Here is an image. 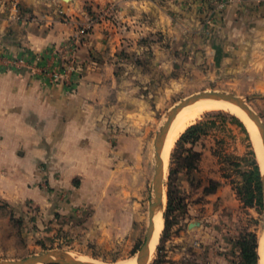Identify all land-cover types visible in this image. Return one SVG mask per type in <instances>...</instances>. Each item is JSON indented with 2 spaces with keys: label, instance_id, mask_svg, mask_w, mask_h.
<instances>
[{
  "label": "rangeland",
  "instance_id": "rangeland-1",
  "mask_svg": "<svg viewBox=\"0 0 264 264\" xmlns=\"http://www.w3.org/2000/svg\"><path fill=\"white\" fill-rule=\"evenodd\" d=\"M77 1L74 19L59 10L76 32L43 65L85 95L73 119L82 124L79 143L63 146L74 160L55 182L43 179L46 204L0 194V260L47 251L99 264L135 259L149 225L155 138L170 109L200 91H225L245 98L264 121L257 87L264 82L248 78L222 28L226 19L249 25L252 4ZM98 24L104 47L82 52ZM250 120L210 110L179 134L165 166L163 226L147 264H260L262 138Z\"/></svg>",
  "mask_w": 264,
  "mask_h": 264
},
{
  "label": "crops",
  "instance_id": "crops-1",
  "mask_svg": "<svg viewBox=\"0 0 264 264\" xmlns=\"http://www.w3.org/2000/svg\"><path fill=\"white\" fill-rule=\"evenodd\" d=\"M238 1L244 8L252 4L250 24L231 26L226 19L223 32L233 40L248 78L264 82V0ZM16 3L21 19L15 17ZM61 9L74 19L80 4L77 0H0V194L7 198L46 204L40 187L43 179L55 182L58 172L67 174L74 157L63 146L79 143L82 124L73 119L83 109L85 95L63 83H51L39 67L76 32L74 22L60 18ZM105 41L103 26L98 24L81 51L97 52ZM37 55L43 60H37ZM16 57H23L28 65L15 66ZM257 87L264 91V84Z\"/></svg>",
  "mask_w": 264,
  "mask_h": 264
},
{
  "label": "water",
  "instance_id": "water-1",
  "mask_svg": "<svg viewBox=\"0 0 264 264\" xmlns=\"http://www.w3.org/2000/svg\"><path fill=\"white\" fill-rule=\"evenodd\" d=\"M203 97L224 98L241 107L247 113L249 118L255 123V126L261 135L263 147H264V121L261 118L260 114L246 101L245 98L241 96L225 91L205 90L194 93L182 99L179 103L173 106L168 112L167 120L157 131V135L155 138L156 163H155V172L153 176L151 205L149 211V225L147 228L146 239L137 253V264L148 263V260L151 255L150 244L155 233L154 216L157 210L159 208H162L164 202L165 164L162 157V151L169 127L175 116L179 113V111L183 107L191 103H194ZM259 165L262 173L263 188H264V169L262 168L260 162ZM0 264H99V263L90 260L79 259L78 257L69 253L47 251L19 259L0 260Z\"/></svg>",
  "mask_w": 264,
  "mask_h": 264
},
{
  "label": "bare ground",
  "instance_id": "bare-ground-1",
  "mask_svg": "<svg viewBox=\"0 0 264 264\" xmlns=\"http://www.w3.org/2000/svg\"><path fill=\"white\" fill-rule=\"evenodd\" d=\"M223 109L228 110L231 113L238 115L243 119L246 118L247 120H250L247 113L241 107H239L238 105H236L233 102H231L227 99H224V98L203 97V98L197 100L196 102L191 103V104L183 107L179 111V113L175 116V118L173 119V121L169 127L166 139H165V144H164L163 151H162V157H163L165 166H166L167 156L170 153L172 147L174 146V143H175L177 137L191 122H193L196 118L200 117L206 111L223 110ZM166 120H167V118H166ZM250 122H251V120H250ZM253 125L255 126L254 122H253ZM255 128H256V126H255ZM256 130H257V128H256ZM254 145H256V144H254ZM258 148H259L258 154L260 155L262 152V155H263L260 163L262 165V168L264 169L263 142H262L261 146H258ZM256 149H257V147H256ZM154 221H155V233H154L153 239H152L151 244H150L151 245V252L154 248L155 240H156V238H157V236H158V234H159V232L163 226L161 208H159L157 210V212L154 216ZM259 252H260V256H261L260 264H264V234L260 239ZM150 258H151V256H150ZM150 258H149L148 262L150 261ZM79 259H81V258H79ZM124 264H137V256L135 257V259L133 258L132 260L127 261Z\"/></svg>",
  "mask_w": 264,
  "mask_h": 264
},
{
  "label": "built area",
  "instance_id": "built-area-1",
  "mask_svg": "<svg viewBox=\"0 0 264 264\" xmlns=\"http://www.w3.org/2000/svg\"><path fill=\"white\" fill-rule=\"evenodd\" d=\"M25 60L23 59H14L13 60V64L15 66H20L21 63H24ZM42 72L46 75H49V79H50V82L52 83L53 82H57L58 80L61 79L62 77V73L59 72V70L57 69H54V70H50L48 67L46 66H42Z\"/></svg>",
  "mask_w": 264,
  "mask_h": 264
},
{
  "label": "trees",
  "instance_id": "trees-1",
  "mask_svg": "<svg viewBox=\"0 0 264 264\" xmlns=\"http://www.w3.org/2000/svg\"><path fill=\"white\" fill-rule=\"evenodd\" d=\"M255 255H256V257L258 258V254H257V252L255 251Z\"/></svg>",
  "mask_w": 264,
  "mask_h": 264
}]
</instances>
